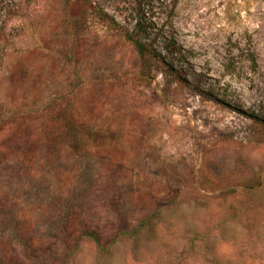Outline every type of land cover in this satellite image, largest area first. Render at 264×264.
<instances>
[{"label":"rangeland","instance_id":"obj_1","mask_svg":"<svg viewBox=\"0 0 264 264\" xmlns=\"http://www.w3.org/2000/svg\"><path fill=\"white\" fill-rule=\"evenodd\" d=\"M88 1L0 0V264H264V0Z\"/></svg>","mask_w":264,"mask_h":264},{"label":"trees","instance_id":"obj_2","mask_svg":"<svg viewBox=\"0 0 264 264\" xmlns=\"http://www.w3.org/2000/svg\"><path fill=\"white\" fill-rule=\"evenodd\" d=\"M80 1L87 4L90 3L88 0H80ZM1 9H4L6 11L7 5L2 6L0 10ZM124 36L127 40H129L132 43V45L134 46V48L137 50L138 54L141 57L146 58L148 56H151L159 59V61L163 64L167 75H170L173 78L182 81L185 85L189 86L191 89L193 90L196 89V91H199L208 98L217 100V98L213 96L210 92L199 90V88H195L186 76H181V74L178 72V69L174 68V59L182 55L181 50L175 47V43L165 45L164 54H162V52L155 50L152 46H150V44L146 43L141 37L133 33L125 32ZM4 39H5L4 26L3 24H0V46L3 44ZM1 51H3V48H0V52ZM90 236L95 237V234L90 233Z\"/></svg>","mask_w":264,"mask_h":264}]
</instances>
